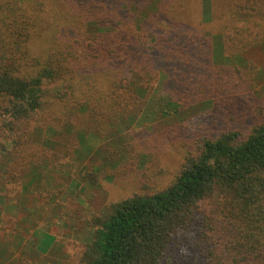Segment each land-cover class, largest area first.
Listing matches in <instances>:
<instances>
[{
    "label": "rangeland",
    "instance_id": "rangeland-1",
    "mask_svg": "<svg viewBox=\"0 0 264 264\" xmlns=\"http://www.w3.org/2000/svg\"><path fill=\"white\" fill-rule=\"evenodd\" d=\"M18 1L0 5L11 11L14 2L24 6ZM169 1H30L44 17L21 63L55 60L47 67L63 68V77L45 82L42 109L12 133L0 117V264H81L111 207L169 187L203 140L240 141L264 126V0ZM176 20L195 27L190 90L178 87L169 61L155 65L153 51L163 55L172 42L159 26L180 31ZM15 25L0 24L2 45L3 30ZM8 47L0 57L18 63ZM119 52L124 61L111 63ZM190 253L180 264L201 263L200 248Z\"/></svg>",
    "mask_w": 264,
    "mask_h": 264
},
{
    "label": "trees",
    "instance_id": "trees-1",
    "mask_svg": "<svg viewBox=\"0 0 264 264\" xmlns=\"http://www.w3.org/2000/svg\"><path fill=\"white\" fill-rule=\"evenodd\" d=\"M30 1L19 0L23 7L14 2L11 11L8 5H0V24L15 19L19 24L15 25L17 29L7 26L3 30L7 36L4 44L0 42L1 50L4 45H10V53L15 49L20 57L13 65L16 59L0 57V65L4 62L0 66V117L9 120L8 133H12L13 124L42 109L45 82L56 83L63 77V68L47 67L55 60H46L47 65H42L39 58L35 59L37 65L32 61L30 65L21 63L29 54L25 44H31L33 35L36 37L35 29L44 17L42 10L33 8ZM177 1L170 0L168 7ZM174 22L181 27L180 31H169L171 27L163 22L159 26V32L164 30L172 42L163 55L154 49L159 56L155 65L160 62V56L165 63L169 61L174 79L182 81L178 87L190 90L196 87L198 79L189 58L197 47L192 37L195 27L190 22ZM102 33L107 39L112 32L104 29ZM152 42L157 45L159 39ZM127 43H131L129 39ZM125 56L119 52L110 56L109 61H124ZM8 63L11 69L5 68ZM182 65L191 68L184 72ZM176 68L184 73L183 80ZM49 70L55 72L56 78ZM128 106L122 105L118 114L126 116ZM195 246L201 249L200 264H264V126L254 128L240 141L236 134L203 140L197 155L185 160L169 187L150 196L127 198L111 207L108 216L91 233L80 262L180 264L186 256L189 261L190 248Z\"/></svg>",
    "mask_w": 264,
    "mask_h": 264
}]
</instances>
